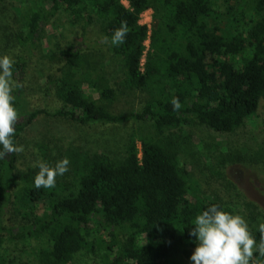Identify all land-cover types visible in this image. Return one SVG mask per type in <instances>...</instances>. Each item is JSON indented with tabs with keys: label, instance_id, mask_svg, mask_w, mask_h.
I'll use <instances>...</instances> for the list:
<instances>
[{
	"label": "trees",
	"instance_id": "obj_1",
	"mask_svg": "<svg viewBox=\"0 0 264 264\" xmlns=\"http://www.w3.org/2000/svg\"><path fill=\"white\" fill-rule=\"evenodd\" d=\"M39 1L40 7L23 11L12 33L15 51L6 54L0 42V57L14 60L13 79L21 85L13 92L20 116L13 138L16 146L42 116L82 126L151 121L163 135L193 123L232 133L257 113L264 98V0H247L241 10L243 20L239 13L233 14L235 22L243 24L248 15L252 17L246 23L247 37L216 24L220 16L212 0H127L129 6L122 0ZM148 10L158 18L151 31L140 23ZM65 15L72 26L82 28L83 36L98 18L110 41L121 21L127 22L125 42L112 44V50L123 59L126 87L151 90V101L142 111L112 112L115 89L98 74L89 55L72 47H57L60 66L47 78L48 93L53 92L62 106L52 110L33 106L29 71L42 51L46 27ZM2 29L8 28L0 25L4 35ZM85 85L99 97L87 93ZM174 97L181 104L178 111L172 107ZM141 141L139 148L136 138H131L121 160L70 148L72 175L57 176L54 188H36L39 168L19 171L18 153L6 154L0 159V244L4 237L25 243L36 240V264H69L78 254L96 253V245H106L89 240L87 229L96 223L109 231L104 254L109 264H175L178 256L188 255L197 246L190 232L198 214L212 205L233 211L218 200L189 198L179 144L171 139ZM38 148L42 161L53 166L49 148ZM43 202L48 210L40 214L38 206ZM13 215L21 223L7 227L6 218ZM253 236L258 244L259 227ZM254 258L264 261L258 252Z\"/></svg>",
	"mask_w": 264,
	"mask_h": 264
},
{
	"label": "rangeland",
	"instance_id": "obj_2",
	"mask_svg": "<svg viewBox=\"0 0 264 264\" xmlns=\"http://www.w3.org/2000/svg\"><path fill=\"white\" fill-rule=\"evenodd\" d=\"M38 1L0 0V25L8 28L1 30L4 35L0 34V42L6 54L15 51L12 47V33L19 27L23 11L27 8L40 7ZM246 1L212 0L213 8L220 16L216 24L223 30H230L234 35L241 33L247 37V28L252 17L248 15L245 25L242 22H235L236 19L233 17V14L239 13L238 19L243 20L241 10H244L242 6ZM122 2L129 5L126 0ZM144 14L146 15L140 21L143 23L151 17L149 30L156 28L158 18L155 17L154 11L149 10ZM104 37L106 36L102 32L98 18L88 27L85 36L82 34V28L72 26L66 15L60 16L57 20L53 19L43 34L42 51L29 71V94L33 106L37 109L50 110L62 106L53 92L48 93L47 78L51 74L54 75L60 66V56L54 52L57 47L62 49L72 47L89 55L98 74L115 89L116 100L110 105L112 112L142 111L151 101V90L147 88L137 91L126 87L123 59L113 52L109 39L104 42ZM149 44L150 40L147 48ZM85 91L95 98L99 97L98 92L87 85ZM133 137L136 138L139 148L141 140L146 138L160 143L171 139L174 144L180 145L179 160L182 169L188 175L190 199L193 200L197 196L208 201L222 202L232 209L233 215H240L247 221L252 235L255 229L264 223V98L257 113L232 133L216 132L199 123H193L160 135L151 121L82 126L67 119L42 116L32 124L17 144L24 148L23 152L18 153L19 171L25 172L29 168H34L36 161L42 160L39 145L49 148L50 158L55 166L56 162L68 157L70 148L79 149L90 155H109L121 160L125 158L126 147ZM71 161L72 159L70 164ZM70 164L68 171L58 176L60 179L72 175ZM47 210L48 204L43 202L39 204L37 212L42 214ZM19 223L21 219L13 215L6 218L5 225L14 227ZM104 227L94 223L87 230L91 233L89 240L95 245L100 241L106 242V245L103 247L96 245V253L78 254L69 264H109L104 254L110 237L109 231ZM37 248L39 241L25 243L4 237L0 244V264H36L33 253ZM194 250L195 248H191L188 255L178 256L175 264H193L190 257Z\"/></svg>",
	"mask_w": 264,
	"mask_h": 264
},
{
	"label": "clouds",
	"instance_id": "obj_3",
	"mask_svg": "<svg viewBox=\"0 0 264 264\" xmlns=\"http://www.w3.org/2000/svg\"><path fill=\"white\" fill-rule=\"evenodd\" d=\"M128 32L127 22L121 21V26L111 37V43L123 44ZM103 39L106 43L108 37ZM13 64L14 60L10 56L0 57V159H4L6 154L24 150L22 145L16 146L13 140L20 119L14 106L16 98L13 92L21 87L13 79ZM171 103L174 111L181 108L179 98L174 97ZM69 164L67 157L56 162L54 167L42 160L36 161L33 166L38 167L39 171L34 178L35 187L54 188L56 177L65 174ZM259 231L261 237L257 244L242 216L223 211L219 205H212L195 217L190 235L196 238L197 246L190 259L193 264H264V261L254 258L256 252L264 257V223L260 224Z\"/></svg>",
	"mask_w": 264,
	"mask_h": 264
},
{
	"label": "built area",
	"instance_id": "obj_4",
	"mask_svg": "<svg viewBox=\"0 0 264 264\" xmlns=\"http://www.w3.org/2000/svg\"><path fill=\"white\" fill-rule=\"evenodd\" d=\"M127 1V0H126ZM128 2V1H127ZM126 5V4H125ZM126 6H129V5H126ZM149 11V10H148ZM148 11H146V12H148ZM145 12V13H146ZM144 15H146V14H142L141 15V19H142V17L144 16ZM140 23H141V25H144V26H147L148 28H150V24H151V17H149V18H147L146 20H145V22H141L140 21ZM148 43H149V39L146 41V43H145V45L147 46L148 45ZM145 55H144V57H143V59H142V63H141V66H142V68L144 67V64H145Z\"/></svg>",
	"mask_w": 264,
	"mask_h": 264
}]
</instances>
